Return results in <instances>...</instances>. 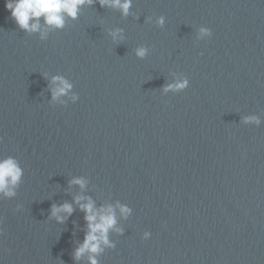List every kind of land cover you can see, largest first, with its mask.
Instances as JSON below:
<instances>
[{
    "label": "water",
    "instance_id": "obj_1",
    "mask_svg": "<svg viewBox=\"0 0 264 264\" xmlns=\"http://www.w3.org/2000/svg\"><path fill=\"white\" fill-rule=\"evenodd\" d=\"M5 4L0 160L23 177L0 195V264H89L73 259L78 196L116 208L123 234L110 231L99 264H264V0H131L127 15L94 0L62 29L41 17L44 39ZM54 76L72 85L56 101Z\"/></svg>",
    "mask_w": 264,
    "mask_h": 264
},
{
    "label": "clouds",
    "instance_id": "obj_2",
    "mask_svg": "<svg viewBox=\"0 0 264 264\" xmlns=\"http://www.w3.org/2000/svg\"><path fill=\"white\" fill-rule=\"evenodd\" d=\"M94 0H6V10L11 14V19L17 26L27 32H41V39H44L47 32L42 30L40 18L44 20L46 28L62 29L65 24V18L76 19L80 7L85 3L91 5ZM101 7L119 8L124 15L128 14L131 7V0H97ZM31 22V23H30ZM161 25L164 23L163 17L158 21ZM211 29L200 27L198 29V38L210 39ZM146 54L145 49H140L138 56L143 57ZM52 83L57 85L52 90V100L56 101L59 97L66 95L72 88V85L61 76H54ZM189 85V81L184 79L182 82L169 84L164 91L179 92L184 91ZM71 99L76 102L78 96H72ZM244 123H256L259 121L255 117H248ZM23 177V170L18 162L8 157L0 160V195L5 198L15 196V188L20 184ZM72 185L79 186L82 190L86 186L83 178H76L70 182ZM79 205L84 213V220L87 225L83 243L77 247L73 253V259L79 261L86 253L89 254V264H99L96 256L100 254L105 247L114 248L115 245L109 240L110 231H116L117 234H123L122 229L117 227L116 208L113 206L97 207L95 203L87 197L78 196L74 201ZM122 218L127 219L132 215V209L126 205H117ZM19 211V206L16 209ZM71 204L65 203L60 206L53 205L50 210V216L54 217L57 223H64L73 213ZM61 213L65 215H61ZM151 237L150 232H144L142 239L148 240Z\"/></svg>",
    "mask_w": 264,
    "mask_h": 264
}]
</instances>
